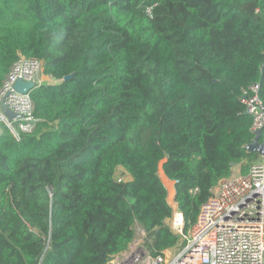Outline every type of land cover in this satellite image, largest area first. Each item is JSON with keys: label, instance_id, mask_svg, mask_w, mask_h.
Instances as JSON below:
<instances>
[{"label": "trees", "instance_id": "obj_1", "mask_svg": "<svg viewBox=\"0 0 264 264\" xmlns=\"http://www.w3.org/2000/svg\"><path fill=\"white\" fill-rule=\"evenodd\" d=\"M18 55L54 83L31 133H0V264H108L136 225L161 254L179 235L159 167L186 232L259 157L240 97L264 106V0H0V88Z\"/></svg>", "mask_w": 264, "mask_h": 264}, {"label": "built area", "instance_id": "obj_2", "mask_svg": "<svg viewBox=\"0 0 264 264\" xmlns=\"http://www.w3.org/2000/svg\"><path fill=\"white\" fill-rule=\"evenodd\" d=\"M41 70L40 60L18 55L0 88V103L20 117L9 121L0 111V133L6 127L18 140L20 134L35 129L38 120L33 116L31 91L20 94L13 85L17 80L33 82L36 87L54 83L50 77H40ZM258 91L255 84L240 97L252 118L253 136L264 127V106ZM258 158L245 174L235 172L234 167L232 175L219 180L186 232L183 215L172 199L169 226L179 235V249L152 256L143 242L133 240L108 264H264V156Z\"/></svg>", "mask_w": 264, "mask_h": 264}, {"label": "water", "instance_id": "obj_3", "mask_svg": "<svg viewBox=\"0 0 264 264\" xmlns=\"http://www.w3.org/2000/svg\"><path fill=\"white\" fill-rule=\"evenodd\" d=\"M66 79H68V77L64 78V80ZM35 88L36 86L33 82H24L22 80H17L13 85V89L20 94H25ZM0 111L9 121L20 117L19 115L10 111L3 102L0 103ZM245 150L248 153H255L258 156H264V127L254 133L252 141L245 146Z\"/></svg>", "mask_w": 264, "mask_h": 264}, {"label": "rangeland", "instance_id": "obj_4", "mask_svg": "<svg viewBox=\"0 0 264 264\" xmlns=\"http://www.w3.org/2000/svg\"><path fill=\"white\" fill-rule=\"evenodd\" d=\"M43 75L42 74H40V77H42ZM259 159V158H258ZM160 171H162L161 169H160V167H159V171H158V174H159V177H160V179H161V181H162V183L164 184V186L166 187V189H167V192H168V195H167V199H168V202H169V204L170 203H172V196H173V194L171 193V191H172V187H170V186H168V183L166 184L165 183V180L163 179V177H162V174L160 173ZM238 171H240V167L239 166H235V172H238ZM115 177L116 178H122V179H124V180H127V179H129L130 177L128 176V175H126V174H122V170L120 169V168H118L117 169V171H116V174H115ZM170 193H171V195H170ZM169 224H170V221H168L167 222V225L169 226ZM170 227V226H169ZM142 229H141V227L139 226V225H136L135 226V238H138L139 236H141L139 233H140V231H141ZM184 232V231H183ZM180 248V246L178 247H175V248H173V249H170L169 251H175V250H177V249H179Z\"/></svg>", "mask_w": 264, "mask_h": 264}, {"label": "crops", "instance_id": "obj_5", "mask_svg": "<svg viewBox=\"0 0 264 264\" xmlns=\"http://www.w3.org/2000/svg\"><path fill=\"white\" fill-rule=\"evenodd\" d=\"M164 176V175H163ZM165 178V177H164ZM166 179V178H165ZM167 180V179H166ZM168 181V180H167ZM169 183H171V187H172V194H173V196H172V199H174V197H175V191H174V183L173 182H170V181H168ZM142 229V228H141ZM141 236H139L138 238H134V240H139V241H141V242H143V243H145V241H146V234H145V232H144V230L142 229L141 231H140V233H139Z\"/></svg>", "mask_w": 264, "mask_h": 264}, {"label": "bare ground", "instance_id": "obj_6", "mask_svg": "<svg viewBox=\"0 0 264 264\" xmlns=\"http://www.w3.org/2000/svg\"><path fill=\"white\" fill-rule=\"evenodd\" d=\"M167 181V180H166ZM167 183H168V186H170L171 187V183H169L168 181H167ZM171 193H172V191H171ZM171 193H170V195H171Z\"/></svg>", "mask_w": 264, "mask_h": 264}]
</instances>
